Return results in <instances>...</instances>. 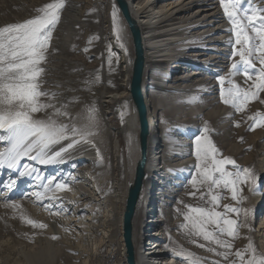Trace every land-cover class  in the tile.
<instances>
[{
	"label": "bare ground",
	"instance_id": "6f19581e",
	"mask_svg": "<svg viewBox=\"0 0 264 264\" xmlns=\"http://www.w3.org/2000/svg\"><path fill=\"white\" fill-rule=\"evenodd\" d=\"M124 1L141 38L140 86L148 126L142 191L129 229L134 263L254 264L255 243L260 246L255 240L264 242V187L229 176L231 169L223 171L217 166L214 170L229 183L222 191L218 217L200 213L192 219L194 215L185 210L181 213L184 223L178 227L182 237L173 230L182 222L177 219L182 203L188 202L194 188L205 186V179L195 177L210 148L201 129L209 126L219 131L222 122L228 133L241 119L234 108L247 110L251 95L236 73L260 62L250 61L249 54L257 48L252 47L247 33L257 24L248 14L253 12L257 20L264 12V0ZM66 2L64 18L50 42L48 94H41L45 112L57 111L51 120L65 122L62 129L66 131L60 135L57 126L45 130L33 120L9 125L3 135L0 125V185L6 179L1 200L7 203L26 185L23 197L13 203L21 204L35 219L61 225L65 238H79L80 244L68 245L72 258L80 264H127L123 214L140 159L138 115L130 94L132 40L115 0H85L84 5L80 0ZM85 24L95 27L93 38L103 40L100 45L89 39L84 52L94 61L85 82L88 93L84 102L93 109L87 116L67 108L70 94L56 73L69 66L70 35ZM50 92L54 96L48 101ZM74 104L77 109L81 106L79 101ZM236 134L247 136V128L241 133L237 129ZM257 137L262 145L255 154L260 174L253 171L264 183V135ZM21 160L30 162L20 169ZM39 166L44 170L27 182ZM188 174L195 180L183 189ZM86 175L88 182L83 181ZM252 216L260 217L257 230L251 231L248 220ZM51 249L44 246L25 257L30 264H44Z\"/></svg>",
	"mask_w": 264,
	"mask_h": 264
},
{
	"label": "rangeland",
	"instance_id": "374dc122",
	"mask_svg": "<svg viewBox=\"0 0 264 264\" xmlns=\"http://www.w3.org/2000/svg\"><path fill=\"white\" fill-rule=\"evenodd\" d=\"M84 1L80 0V3L84 5ZM66 4V0H0V125L1 128L3 127V135L7 134V126L21 122L31 123L33 120L32 123L42 128L57 126L60 135L66 131L62 129L66 125L65 122L59 121L57 123L51 120V116L55 117L58 112L54 110L46 113L45 103L41 99V94H48V91H46L48 88L46 78L49 75L46 66L52 62L49 56L50 42L64 18ZM248 15L252 16L250 20L257 24V26L254 25L253 32L247 33L252 47L257 48L253 50V53L249 54L250 61L259 59L260 62L254 67L239 69L236 77L237 79L241 78L242 86L248 87L251 96L247 98L246 111V108L243 109L244 106L240 107V109L234 108L236 112L240 113L241 119H238L237 122L230 126L232 129L228 133H225V128L221 127L222 122L219 125V131L210 130L211 127L209 126L204 127L206 130L201 129L203 136L210 142V148L204 160L205 164L199 169L198 174L195 173V177H198L196 180L199 179V181L205 179V186L203 188H194L192 195L188 198V202H183L179 211L180 214L185 210L192 213L194 215L190 217L192 219L200 213L218 217L217 209L221 210L220 198L222 197V191L227 189L229 183H225V180L216 176L217 173L214 170L217 166L222 168L223 171L231 169V173H228L229 176L247 180V183L253 187L255 185L261 186V184H263L262 188L264 187V183L259 181L257 177L260 171L258 172V163L255 157L256 151L262 147L257 136L261 133L264 135V12L259 17L260 19L257 18V20L253 12ZM251 26L253 25L250 24L249 27ZM88 27L86 24L80 25L70 35L66 51L69 66H65L64 69L61 67V71L56 72L60 76L59 78L63 85L61 87L67 94H70L69 104L71 105H68L67 108L73 111H81L86 116L89 113H93L92 107L84 102V96L88 93L85 82L89 79V67L92 66L91 63L94 61L85 56L84 52L88 51L90 46L89 39H96V42L100 45L103 43L102 39L93 38L95 27H89L91 31H89ZM85 36L88 38H85ZM83 40L85 43H81ZM254 42H257V44H254ZM243 52L246 53L247 51ZM255 55L259 57L254 58ZM38 94L40 96L37 97ZM49 94L51 95H47V98L48 101H51L54 93L50 92ZM75 101H79L80 108H74L76 107ZM241 109L243 110L241 111ZM231 114L233 115L234 113ZM49 119L51 122H49ZM111 124L114 127L118 125L113 119ZM243 127L247 128V136L242 138L236 134V131L238 129L241 133ZM262 139L261 144L264 145V137ZM120 145L123 148L124 143L122 140ZM243 146L246 147L243 148ZM239 147L242 149H239ZM262 154L264 153L262 152ZM28 162L30 161H22L19 164V168L23 169L25 165L29 164ZM246 165L247 178L244 176ZM253 169L255 172L257 171V175ZM43 170L42 166L34 169L29 174L30 178L27 182H33L32 180L38 174L40 175ZM69 174L68 172L67 176ZM189 176V174L187 176L184 175V182L181 185L183 189H188L193 180H195L192 179V176ZM88 180L86 175L83 181L88 182ZM5 182L6 179L2 180L0 185V264H30L25 255L37 254L38 248L39 250L44 249V246L52 248L50 258L44 264H80V260L71 257L73 254L69 250V247L80 244L79 238H65L62 235L65 229L61 225L53 221H49V224L44 219L38 220L36 218V220L35 216L29 213L21 204H14L13 202L19 201V198L23 197L24 189H27L26 185L17 191L16 194H13L7 203L6 201L4 203L1 200V196L6 191V188H4ZM12 193L14 192L11 191L10 195ZM54 201L56 202V200ZM53 207L56 208V205L54 204ZM259 217L252 216L248 220L251 231L257 230ZM177 219L182 222L178 223L176 225L177 228L173 231L178 232L177 236L181 238L182 235H180L178 227H182L184 217L181 214V217H177ZM262 232L263 229H261L260 235H262ZM257 241L260 246L255 243L257 257L253 258L255 259L253 263L263 264L264 242L262 244L260 240L256 239L255 242ZM261 244L263 249H261ZM80 249L83 251L82 248ZM258 254L261 255L260 258ZM226 256L228 255H224L223 259L228 262Z\"/></svg>",
	"mask_w": 264,
	"mask_h": 264
},
{
	"label": "water",
	"instance_id": "95a60500",
	"mask_svg": "<svg viewBox=\"0 0 264 264\" xmlns=\"http://www.w3.org/2000/svg\"><path fill=\"white\" fill-rule=\"evenodd\" d=\"M115 2L128 27L130 37L132 40L133 50H134L132 79L130 83V94H131V100L138 115V122L140 129L139 131L140 159L135 166L134 179L128 188L125 211L123 214V230H124L125 245L128 251L127 264H135L131 250L129 229H130V223L132 217L134 215L142 191L143 167L145 166V162H146V155H147L146 142L148 135L147 119H146L143 99L141 97V86H140L141 75L143 71V52H142L139 30L137 29V26L133 21V19L128 14L127 5L125 1L115 0Z\"/></svg>",
	"mask_w": 264,
	"mask_h": 264
}]
</instances>
